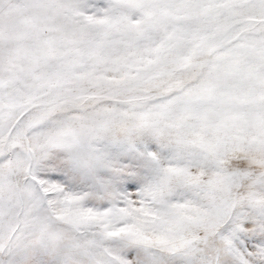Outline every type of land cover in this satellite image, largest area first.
<instances>
[{"label": "snow or ice", "instance_id": "obj_1", "mask_svg": "<svg viewBox=\"0 0 264 264\" xmlns=\"http://www.w3.org/2000/svg\"><path fill=\"white\" fill-rule=\"evenodd\" d=\"M0 264H264V0H0Z\"/></svg>", "mask_w": 264, "mask_h": 264}]
</instances>
